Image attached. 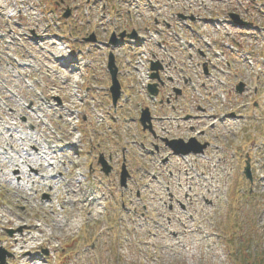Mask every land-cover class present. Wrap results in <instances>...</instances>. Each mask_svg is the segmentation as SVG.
<instances>
[{"label":"rangeland","instance_id":"1","mask_svg":"<svg viewBox=\"0 0 264 264\" xmlns=\"http://www.w3.org/2000/svg\"><path fill=\"white\" fill-rule=\"evenodd\" d=\"M3 2L5 0H0L4 5L0 10L1 20L11 13L10 21L17 22L15 1ZM19 4L24 15L41 13L50 20L51 14L44 10L46 3L42 0H23ZM225 4L231 5L230 2ZM59 32L69 39L77 38L78 42L82 37L75 29ZM78 42L72 43L75 50ZM248 53L256 61V53ZM259 61L250 67L245 59L243 76L249 86V96L243 103L245 112L240 117L217 121L218 126L210 131L212 146L196 160L197 173L190 182L182 177L183 187L176 197L186 204L185 209L176 203L172 209L165 206L167 194L158 181H153L152 188L141 193V199L130 194L135 190L121 191L112 176L99 182L98 166L92 161L96 156L90 154L91 143L107 139L101 134H120L109 124L111 117L108 114L101 122L99 116L106 113L107 105L100 109L101 104L95 102L93 107L97 109L94 114L98 123H85L84 113L90 103L96 98L104 100L108 91L110 81L104 69L92 76L91 82L80 85L89 100L79 103L78 110L82 114L78 127L69 126L70 112L66 109L58 119L55 109L47 107L39 108V114L46 117L45 122L36 117L31 119L34 129L18 121L17 128L11 133L15 134L14 137L27 138L30 148L5 134L1 148L11 144L13 148H20L21 156L11 150L9 153L1 149L0 153V240L13 253L7 264L25 263L14 253L13 245L23 244L17 241L19 234L26 236V255L38 258L33 264H240L241 256L252 254L264 263V65L262 60ZM7 70L8 67L0 66V74ZM258 75L260 78L256 79ZM56 83L60 81L56 79ZM235 83L233 80L223 85L211 82L208 89L218 96L222 91L228 93ZM20 85L22 90L26 89L23 81ZM51 85L45 84L44 87ZM258 87L261 91L255 97L258 114L253 117L252 101L255 99L252 96ZM69 89L63 100L67 107L74 108L77 97L71 87ZM124 90L130 94L129 90ZM133 98L139 102V97ZM232 99L231 96L230 101ZM226 101L227 98L224 105H229V111L239 105ZM17 115L15 112L10 116L7 109L0 106V116L7 123ZM141 135L143 133L138 130L139 141H142ZM76 139L81 142L60 152V140ZM33 145L37 150H29ZM86 150L89 153L84 152ZM139 150L137 157L130 155V158L137 167L144 165L147 168V161L138 156ZM43 156L59 159L62 156L59 163L62 172L57 179L51 178L55 169L47 164L53 159L43 160ZM247 157L253 163L252 182L244 173ZM23 160L29 165L26 166ZM15 161L19 166L14 164ZM20 170H23L21 176ZM10 174L13 176L11 181ZM160 179L166 180L165 176ZM188 185L192 187L188 191L190 202L183 199ZM92 186L101 196L100 202L92 201ZM123 197L126 206L129 204L133 209L123 208ZM74 200L78 203L75 204Z\"/></svg>","mask_w":264,"mask_h":264},{"label":"flooded vegetation","instance_id":"2","mask_svg":"<svg viewBox=\"0 0 264 264\" xmlns=\"http://www.w3.org/2000/svg\"><path fill=\"white\" fill-rule=\"evenodd\" d=\"M107 22H111L110 20ZM179 85V93L173 92V85H170L169 83H166L161 88V99L160 103H158V107L160 109L162 108H173L175 106V103L177 101H181L183 105L184 114L181 117L183 120L185 119V123H187V126L185 127V130H191L193 127V121L196 119V113H197V102H196V86L197 83H194L191 78H186L182 82L177 83ZM206 134L205 132H200V135ZM203 141L205 139H202ZM117 154V152H116ZM111 160H114L113 155H110ZM123 166H127L128 170L130 171V176L132 177L134 172L136 171L133 167V164L131 161L128 160L127 157L122 153L120 156H117L116 159L113 162V166L111 169V172L115 174V176L120 178L121 171L123 169ZM171 200L173 199V195H170ZM179 203V201H178ZM181 207L184 208V205L182 203H179ZM172 208V205L170 206Z\"/></svg>","mask_w":264,"mask_h":264},{"label":"water","instance_id":"3","mask_svg":"<svg viewBox=\"0 0 264 264\" xmlns=\"http://www.w3.org/2000/svg\"><path fill=\"white\" fill-rule=\"evenodd\" d=\"M110 67L112 68V73H113V79H114V85H113V89H114V100L116 101V99L119 96V85L117 83L116 80V69L114 67L113 64V56H111V62H110ZM243 84L240 85V87H242ZM242 88H240V90H242ZM178 145H175L176 151L177 152H183V153H189L191 151H195V152H201L203 150V147H200L198 144L195 143L194 140H191L188 144H182V142H178ZM246 172L249 175V165L246 168ZM7 256H11L10 253H8L3 247H1L0 245V264H6V257Z\"/></svg>","mask_w":264,"mask_h":264},{"label":"bare ground","instance_id":"4","mask_svg":"<svg viewBox=\"0 0 264 264\" xmlns=\"http://www.w3.org/2000/svg\"><path fill=\"white\" fill-rule=\"evenodd\" d=\"M32 57L33 56L30 54L29 57H28V63L25 62V64H27V67L30 68V69L34 66ZM22 140L25 141L24 138H22ZM23 163H25L26 165H29V163L27 161L23 160ZM52 164H53L52 165V167H53L54 166V162ZM53 168H55V167H53ZM20 174H23V172L20 171ZM12 179H13V176L10 174L9 180L11 181ZM76 203H78L77 200H76ZM71 225L73 226V224H71ZM35 240H36V238H35ZM17 241H19V242L21 241L24 244L23 245L21 243L20 244L17 243L16 245H13V247H15L14 253L17 254L16 258L19 261L23 260V262H25V263H21V264H33V263H36L37 260H38L37 256H35V255L27 256L26 255V250L28 248V245H26V243H27L26 236L24 234H19V236L17 238Z\"/></svg>","mask_w":264,"mask_h":264},{"label":"trees","instance_id":"5","mask_svg":"<svg viewBox=\"0 0 264 264\" xmlns=\"http://www.w3.org/2000/svg\"><path fill=\"white\" fill-rule=\"evenodd\" d=\"M257 261H258V259H257ZM257 261H256V262H257ZM259 261H260V260H259ZM256 262H255V264H256ZM260 262H261V261H260ZM259 264H264V263H263V262H261V263H259Z\"/></svg>","mask_w":264,"mask_h":264}]
</instances>
